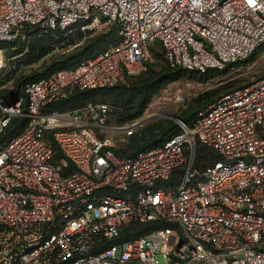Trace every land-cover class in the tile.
I'll list each match as a JSON object with an SVG mask.
<instances>
[{
	"label": "built area",
	"instance_id": "2783aa9c",
	"mask_svg": "<svg viewBox=\"0 0 264 264\" xmlns=\"http://www.w3.org/2000/svg\"><path fill=\"white\" fill-rule=\"evenodd\" d=\"M78 23L92 32L115 25L121 39L28 84L26 113L23 99H0V136L13 118L30 119L0 145V264H160L159 255L164 264H264V77L135 157L113 150L108 103L55 106L145 72L156 43L173 68L205 72L249 57L264 43V0H0L1 42L28 26L48 34ZM19 56L8 60L0 48V89ZM45 131L65 155L59 161ZM197 143L221 158L195 167ZM157 220L170 226L115 241L124 227Z\"/></svg>",
	"mask_w": 264,
	"mask_h": 264
},
{
	"label": "trees",
	"instance_id": "16d2710c",
	"mask_svg": "<svg viewBox=\"0 0 264 264\" xmlns=\"http://www.w3.org/2000/svg\"><path fill=\"white\" fill-rule=\"evenodd\" d=\"M81 26L82 23H78L65 30L56 29L48 34H41L37 27L28 26L17 40L12 42L0 41V48L5 50L8 58L20 55V57H17V60H24L23 63H25L26 66L38 63L45 56L58 48L59 45H61L63 51L71 46L77 45L72 51L60 53L57 57L52 58L49 63H44L39 69L33 70L29 75L21 74V76L15 80L13 89H0V99H3L8 105L13 104L19 99H23L22 112L26 113L27 96L25 88L28 84L39 81L60 70L75 69L84 59L104 52L110 44H117L121 39L119 29L115 25H111L106 32L87 39L85 38L91 35L92 31H83ZM261 45H259L257 49ZM257 49L249 57L228 63L223 69L209 68L205 72H201L198 70L171 67L165 59L162 47L159 43H156L151 47L152 55L157 59L163 57L167 65L159 66L157 63L149 62L148 69L145 72L130 77L127 83H119L111 87L79 90L68 98L61 100L55 106L61 111H76L90 103L103 102L99 101V99L105 101L110 100L111 103L116 104L118 111L110 110L108 123L111 118H114V120L120 124L125 123L142 117L153 97L159 93L162 88L178 80L182 75H198L200 79H205L214 74L224 73L235 63L251 60ZM261 77H264V75ZM11 79L12 74L10 72L6 76L3 84H8ZM248 83L249 82H246L237 87L228 88L218 96H210L205 100H198L195 105L191 106L190 109L180 115L179 118L191 127L200 110L208 106L218 97L241 88ZM29 121L30 119L26 116L13 118L4 133L0 136V145L21 133L27 127ZM180 131L181 128L176 122L173 120H165L154 124L152 128H145L141 134L134 133L130 136L131 143L126 148L117 149L114 147L113 150L120 157H135L141 151L163 144ZM44 136L54 151L55 160L59 161L64 158V153L53 138V132L45 131ZM220 158V155L214 148L197 143L194 162L195 167L203 170ZM174 182L176 183L177 179H174ZM168 226L170 225L166 222L157 220L124 227L120 237L115 241L123 242L133 240L156 229L166 228ZM115 241L113 240L107 243L111 244Z\"/></svg>",
	"mask_w": 264,
	"mask_h": 264
},
{
	"label": "rangeland",
	"instance_id": "374dc122",
	"mask_svg": "<svg viewBox=\"0 0 264 264\" xmlns=\"http://www.w3.org/2000/svg\"><path fill=\"white\" fill-rule=\"evenodd\" d=\"M108 29L105 31H93L92 34L85 39L104 33ZM76 46H71L63 51V48H61V45H59V47L56 48L52 53L48 54L41 61L34 65L26 66L25 63H23L24 60H17L18 58L11 60L12 62L10 63V67L12 69V79L5 87L1 89H13L15 80L21 76V74L29 75L33 70L39 69L44 63H49L52 58L57 57L60 53L70 52L75 49ZM7 59L10 60L8 57ZM151 62L157 63L159 66L167 65L163 57L157 59L155 56H153V60ZM263 75L264 43L257 49L251 60L235 63L224 73L214 74L213 76L205 79H200L198 75H182L178 80L162 88L159 93L153 97L142 117L121 124L116 122L114 118H111L109 120L108 126L114 129L106 132V136L113 138L115 143L114 147L117 149L126 148L131 143L130 136H132L134 133L141 134L145 128H152L154 124L165 120H173L179 125V122L173 117L176 116L179 118V116L185 111H188L191 106L195 105L198 100H205L210 96H218L228 88L235 86L237 87L246 82L260 78ZM99 101L108 103L111 106L110 108L112 111H118L116 104L111 103L110 100L105 101L99 99ZM134 122H138L140 127L137 128L132 135H126L124 128ZM158 260L160 264H164V259L162 256L159 255Z\"/></svg>",
	"mask_w": 264,
	"mask_h": 264
},
{
	"label": "water",
	"instance_id": "95a60500",
	"mask_svg": "<svg viewBox=\"0 0 264 264\" xmlns=\"http://www.w3.org/2000/svg\"><path fill=\"white\" fill-rule=\"evenodd\" d=\"M175 120H177L178 122H180L181 120L178 118V117H176V116H174L173 117Z\"/></svg>",
	"mask_w": 264,
	"mask_h": 264
}]
</instances>
